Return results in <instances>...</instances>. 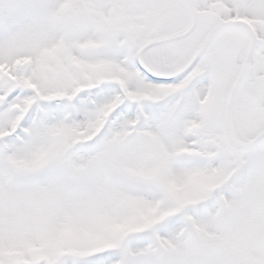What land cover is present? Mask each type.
I'll list each match as a JSON object with an SVG mask.
<instances>
[{
    "label": "snow or ice",
    "instance_id": "obj_1",
    "mask_svg": "<svg viewBox=\"0 0 264 264\" xmlns=\"http://www.w3.org/2000/svg\"><path fill=\"white\" fill-rule=\"evenodd\" d=\"M0 264H264V0H0Z\"/></svg>",
    "mask_w": 264,
    "mask_h": 264
}]
</instances>
